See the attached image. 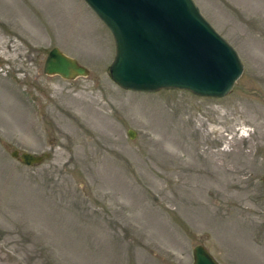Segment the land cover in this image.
Wrapping results in <instances>:
<instances>
[{"label": "rangeland", "instance_id": "rangeland-1", "mask_svg": "<svg viewBox=\"0 0 264 264\" xmlns=\"http://www.w3.org/2000/svg\"><path fill=\"white\" fill-rule=\"evenodd\" d=\"M196 2L244 63L221 99L121 88L82 0H0V264H264V0Z\"/></svg>", "mask_w": 264, "mask_h": 264}, {"label": "water", "instance_id": "water-1", "mask_svg": "<svg viewBox=\"0 0 264 264\" xmlns=\"http://www.w3.org/2000/svg\"><path fill=\"white\" fill-rule=\"evenodd\" d=\"M111 32L114 82L125 90L191 91L209 98L227 96L241 77L244 63L236 48L203 14L195 0H83ZM44 73L68 81L90 75L78 59L53 47ZM130 138L136 136L128 130ZM28 166L49 153L13 151ZM192 264H219L203 245L194 248Z\"/></svg>", "mask_w": 264, "mask_h": 264}]
</instances>
